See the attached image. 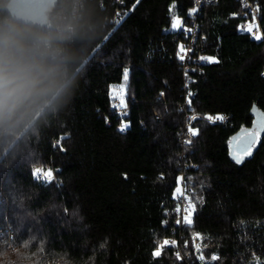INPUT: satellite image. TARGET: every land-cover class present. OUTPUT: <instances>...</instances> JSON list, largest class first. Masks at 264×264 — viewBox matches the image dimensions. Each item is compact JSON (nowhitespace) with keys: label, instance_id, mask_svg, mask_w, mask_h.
I'll list each match as a JSON object with an SVG mask.
<instances>
[{"label":"trees","instance_id":"16d2710c","mask_svg":"<svg viewBox=\"0 0 264 264\" xmlns=\"http://www.w3.org/2000/svg\"><path fill=\"white\" fill-rule=\"evenodd\" d=\"M76 1H61L66 25L52 41L60 56L44 61L56 70L0 112V228L14 236L0 264H190L173 248L158 249L194 233L210 264H264V127L252 155L231 151L257 114L264 123V40L241 30L242 1L204 9L200 49L215 62L191 73L189 89L183 37L172 27L193 0H122L136 5L116 25L110 19L124 7L117 0L83 1L80 16ZM10 22L5 12L0 28H17L16 38L32 47L35 32ZM125 81L120 113L112 88ZM187 94L194 115L230 121L196 119L186 148ZM186 161L198 168L183 171ZM183 172L194 217L181 229L165 220Z\"/></svg>","mask_w":264,"mask_h":264},{"label":"built area","instance_id":"2783aa9c","mask_svg":"<svg viewBox=\"0 0 264 264\" xmlns=\"http://www.w3.org/2000/svg\"><path fill=\"white\" fill-rule=\"evenodd\" d=\"M7 0H0V22L4 21V16L6 11ZM61 1H59V7L55 14H58L57 19L53 22L52 17L50 23L42 28H34L30 26L23 25L18 23L20 26H25L27 30L30 32H35L36 36L38 35H50L53 36L54 34L62 35L63 34V27L66 25V17L64 13V7L61 5ZM69 0H64V2H68ZM83 1L86 0H77L78 6L75 7V12L80 16V6L83 7ZM117 2L124 6L123 8H116L113 17L110 19L111 24L116 25L119 24L127 15L131 13L135 4H131V7L128 9L125 7V3L122 0H117ZM219 2V0H193L194 7L192 12L189 16L186 17H178V26L173 28L174 31L183 37V40L180 42L179 46V62L181 64L184 76V84L185 88L189 89L190 84V75L193 72H204V66L212 63L211 56L208 55L206 52L201 51L200 46L201 44L206 41V38L201 35V20H202V13L207 6L215 5ZM261 6L258 0H242V7L239 9L237 15L239 18L243 20L241 25V30L248 31V27H251V36L255 38L259 35L261 38L257 40H264V30L261 24ZM195 9V11H193ZM54 14V15H55ZM53 15V16H54ZM15 22V21H14ZM67 27L70 28V25ZM35 36V37H36ZM256 39V38H255ZM52 50L55 52V59L60 56V53L57 50ZM181 57H183L181 59ZM53 59L52 56H48L45 60ZM163 98L164 95L162 94ZM181 110L186 112L187 123L185 125V129L182 134V142L183 145L187 148L190 145V142L195 138L196 129L194 127L196 119H203L212 124H220V125H227L230 121V117L228 115H219L225 117L223 120H216L215 122H211L204 117L207 116H218V115H194L191 112L190 106V98L189 94L186 95V101L184 105L181 107ZM119 112V111H118ZM125 113L126 109L120 110V113ZM195 116L196 119H190L191 117ZM125 130H122L124 132ZM190 168H198L197 165L194 163H187L185 162L184 170L187 171ZM191 189L188 188L186 184V175L185 172L181 174V183H180V190L179 196L177 201V206L173 210L172 213H169L167 217L168 219L165 220V224L168 225L173 221L174 226L177 228H186L193 222L194 211L192 205L188 198V192ZM179 221V223L177 222ZM13 229L10 226H5L0 228V249L3 247L8 246L9 250L14 249L13 245ZM182 238V237H181ZM184 239V238H183ZM168 241L169 243L165 244L164 242ZM158 249V252H162L164 248H173L174 254L181 260H185L190 264H210L214 259L207 258L205 253L202 250V236L199 233H194L192 236L191 241H186L181 239H177L175 237H170L166 239ZM0 257V261H1Z\"/></svg>","mask_w":264,"mask_h":264},{"label":"clouds","instance_id":"9594fccd","mask_svg":"<svg viewBox=\"0 0 264 264\" xmlns=\"http://www.w3.org/2000/svg\"><path fill=\"white\" fill-rule=\"evenodd\" d=\"M7 6L14 17L25 21L44 19L47 11L32 0H10ZM18 32L15 27L0 28V112L6 109L14 94H32L42 82L41 78H46L56 70L44 63L50 55L55 59V52L52 50L54 37L38 35L32 47L26 49L16 38Z\"/></svg>","mask_w":264,"mask_h":264},{"label":"water","instance_id":"95a60500","mask_svg":"<svg viewBox=\"0 0 264 264\" xmlns=\"http://www.w3.org/2000/svg\"><path fill=\"white\" fill-rule=\"evenodd\" d=\"M59 1L60 0H32L33 3H38L40 6L47 9L46 14H45V18L41 19V20H35V21H31V20L25 21V20L16 18L12 15L11 9L7 6L10 2V0H9L7 2V5H6V11L11 18V22L9 23V25H11L15 21V22L21 23L23 25L34 27V28L45 27L50 23L51 17L57 12L58 7H59ZM259 119H260V116L257 114L256 120H255V125L252 129H254L256 127V123ZM244 137H245V132H241L234 137L233 147L231 150L232 153H234L236 151L237 153L241 154V149L243 147L242 141H243ZM261 138H262V136H261ZM257 140H258V137H257ZM257 147H258V145L254 146V149L252 150V152L249 155H252L254 153V151L257 149Z\"/></svg>","mask_w":264,"mask_h":264},{"label":"snow or ice","instance_id":"6c2138e0","mask_svg":"<svg viewBox=\"0 0 264 264\" xmlns=\"http://www.w3.org/2000/svg\"><path fill=\"white\" fill-rule=\"evenodd\" d=\"M193 11H195V9ZM176 26H177V23H174L173 27H176ZM247 30L251 32L252 29H251V27H248ZM255 38L256 39H260L261 37L259 35H257ZM182 58L183 57H181V59ZM213 62H215V61H213ZM253 112H257V109L255 107H253ZM260 115L264 116V114H260ZM190 119H196V117L193 116ZM204 119H207V120H209L211 122H215L216 120H223V119H225V117L219 116V115L215 116V117L207 116V117H204ZM261 127H264V123H262L261 121L258 120L257 123H256V127L253 130H251V131L244 130L245 137H244V139L242 141V145H243V147L241 149V154L242 155L250 154L251 148L254 147L256 142H257V137L259 135V131H260ZM121 130H123V128ZM193 134H196V133L193 132ZM235 158L237 159L238 162L240 161V156H236ZM51 175H52L51 170H49L47 172V176L50 177ZM177 222L179 223V221H177ZM164 243L167 244L169 242L165 241Z\"/></svg>","mask_w":264,"mask_h":264},{"label":"rangeland","instance_id":"374dc122","mask_svg":"<svg viewBox=\"0 0 264 264\" xmlns=\"http://www.w3.org/2000/svg\"><path fill=\"white\" fill-rule=\"evenodd\" d=\"M174 23L178 24V17L175 18ZM172 28H175V27H172ZM213 60L214 59L211 58L212 62H213ZM126 85H127V82L125 81L123 84L114 86L112 88V98L114 101V107L119 112H120V110L126 109V87H127ZM157 115L159 116L158 112H156V116ZM125 126H128V124H126ZM42 175L45 176V174H42ZM46 177H48L47 174H46Z\"/></svg>","mask_w":264,"mask_h":264},{"label":"bare ground","instance_id":"6f19581e","mask_svg":"<svg viewBox=\"0 0 264 264\" xmlns=\"http://www.w3.org/2000/svg\"><path fill=\"white\" fill-rule=\"evenodd\" d=\"M242 1V0H241Z\"/></svg>","mask_w":264,"mask_h":264},{"label":"flooded vegetation","instance_id":"af4514ba","mask_svg":"<svg viewBox=\"0 0 264 264\" xmlns=\"http://www.w3.org/2000/svg\"><path fill=\"white\" fill-rule=\"evenodd\" d=\"M252 149V148H251Z\"/></svg>","mask_w":264,"mask_h":264}]
</instances>
